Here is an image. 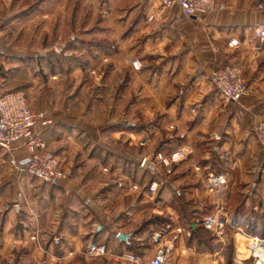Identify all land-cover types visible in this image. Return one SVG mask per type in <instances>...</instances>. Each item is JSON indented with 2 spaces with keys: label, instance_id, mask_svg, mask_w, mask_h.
<instances>
[{
  "label": "crops",
  "instance_id": "0c3cea01",
  "mask_svg": "<svg viewBox=\"0 0 264 264\" xmlns=\"http://www.w3.org/2000/svg\"><path fill=\"white\" fill-rule=\"evenodd\" d=\"M227 1L225 11L202 24L178 6L161 12L151 0H0V82L7 91L23 90L32 109L46 113L51 122L40 129L69 171L56 182L25 176L17 183L0 149V264H148L163 245L173 246L167 264H229L227 234L219 237L203 224L216 204L202 200L197 180L211 173L227 178L219 188L226 191L230 221L259 216L262 183L249 182L258 191L252 198L238 192L264 166L253 130L264 119V43L254 34L264 0ZM231 38L241 45L229 47ZM58 45L62 51L54 50ZM101 56L112 62L103 78L83 69ZM136 57L141 70L128 62ZM71 61L77 65L70 69ZM215 61L242 66L250 90L241 103L219 101L209 79ZM115 93L132 118L112 120L121 104L112 102ZM155 115L157 125L184 132L180 143L191 142L193 153L158 171L161 187L151 199L150 183L127 176L131 153L114 147L126 138L121 129L141 133ZM163 132L159 149L166 152L179 139ZM120 232L130 237L120 239ZM91 241L109 252L90 257Z\"/></svg>",
  "mask_w": 264,
  "mask_h": 264
},
{
  "label": "built area",
  "instance_id": "2783aa9c",
  "mask_svg": "<svg viewBox=\"0 0 264 264\" xmlns=\"http://www.w3.org/2000/svg\"><path fill=\"white\" fill-rule=\"evenodd\" d=\"M159 3L161 12L178 6L185 15L192 17L200 23H204L206 17L210 14L225 11L227 9L226 0H151ZM257 8L262 13V20L254 29V34L260 43H264V3H259ZM154 15L148 17L151 21ZM229 47L237 48L241 45L239 38H231L228 42ZM212 49L217 52L215 46ZM131 64L136 70L142 68L140 59L134 58ZM216 61L211 68L209 79L215 87L217 93L225 103L239 104L243 98L249 95V85L244 76L243 68L240 64H227L216 66ZM193 112L195 108L192 109ZM50 119L43 111H34L30 104L27 94L23 90L7 91L0 82V149L8 156V164L11 170L16 174L17 183L21 182L25 176H33L39 181L49 183L66 179L69 171L62 165L59 156L52 151L46 141L41 126L48 125ZM255 135L264 148V119H258L253 126ZM184 136V133H181ZM181 136V137H182ZM19 151L25 152V157L20 159L17 156ZM190 153L189 146H182L172 152L169 159L172 162H180ZM160 158L167 159L161 153ZM146 158L142 164H145ZM167 164L169 160H164ZM198 169V168H197ZM223 175L210 174L206 187L213 195L219 193V185L225 183ZM160 184L154 181L150 184L149 190L153 195L158 192ZM23 193L19 192V198ZM224 200L216 196V213L208 216L204 225L221 237L224 233V223L226 219L222 217ZM161 236V233H156ZM250 253L256 258V261L264 262V239L256 236H250ZM31 240L37 241V235L33 234ZM173 246L163 245L156 249L154 256L148 264H167L172 255ZM109 251L104 244H98L91 241L87 247V253L90 257L103 256ZM128 259L133 260L134 256L127 254Z\"/></svg>",
  "mask_w": 264,
  "mask_h": 264
},
{
  "label": "rangeland",
  "instance_id": "374dc122",
  "mask_svg": "<svg viewBox=\"0 0 264 264\" xmlns=\"http://www.w3.org/2000/svg\"><path fill=\"white\" fill-rule=\"evenodd\" d=\"M153 2H157V1H153ZM229 2H232V0L231 1L229 0ZM259 3H264V1L259 2ZM226 4L228 7V1L227 0H226ZM54 50L55 51H62L60 45H58L57 47H54ZM91 57L92 58L94 57L93 54H91ZM100 59H101L100 60L101 62H98V60H95V61L91 60V62H89V64H86V68H83V69L86 70L90 75H96L97 77L101 76V78H103L105 76V74L108 72V70L112 69V62L108 59L107 56H103V57L101 56ZM133 59L134 58L128 59V62H130V64H131V60H133ZM78 64H80V63H78ZM74 65H77V64L71 61L70 69L74 68L73 67ZM142 67H143V64H142ZM80 68L82 69V67H80ZM98 69H100V72L98 71ZM90 81H91V79H90ZM114 81L117 82L118 79L117 80L114 79ZM112 83H113V80H112ZM70 86H76V83L73 81V83H71ZM88 86H90L92 88L93 81L89 82ZM114 87H117V86L115 85ZM136 90L137 89H134L133 92H136ZM118 93L112 94V102L116 99L115 97H118L120 95ZM133 94H134V96L136 95L135 93H133ZM136 96L134 98H136ZM217 97L221 103H225L221 99L219 94ZM117 99H116V102L121 103V104H119L120 105L119 109H117V108L113 109L112 120H115V122L119 121L120 119H117V117H121L122 121L124 120V118H126V119L132 118L131 113L127 109L126 100H120V99L117 100ZM30 104H31V106H33L31 102H30ZM226 104H229V103H226ZM193 108H195V107H192L190 109V112H191V114H196V112H197L196 108H195L194 112L192 110ZM122 117H123V119H122ZM151 119L147 120L148 127L146 130L144 129L141 133L138 132L137 130L124 132L123 131L124 129H121L119 127L116 131H119L121 129L122 132L124 133L123 135H126V138L123 141H119V140H121V138L116 140L117 143H116L114 148H116L117 151L128 150L131 153L132 161L130 163H128V165H130V166H129V173L127 174V176L130 178L129 180L136 182V183H140V182L142 183L143 182V184H145V185H148L149 183L151 184L152 182L157 181L160 184V186H159V189H160L161 182H160V180H158V176H159L158 171H161V169L162 170L166 169V171H168V169H171L172 166L188 159V156L190 155V153H193V146H192L191 142H189V141L188 142L183 141L182 143H180L181 138L184 137L181 135V133H184V132L178 130V128L174 124L169 123L165 127L164 126L161 127V125H157V120H155V119H157V115H155ZM165 129H166V131H168L167 132L168 137L171 136L172 139H175V138L179 139L178 143H177V141L175 142V143H177L176 144L177 147H173L175 144V143L173 144V142H171V144H169V145L173 144V146H169L167 144L166 148L168 150L166 152L159 149L161 146H163V144L166 143V142L163 143V140H162V136L164 135L163 131H165ZM173 135H175V136H173ZM184 142H186V143H184ZM184 145L189 146L190 153L187 154V156H185L180 162H172L169 159V157H167V156H169L172 152L176 151L178 148H181ZM158 150H160V151H158ZM142 153L146 154V156L140 157V154H142ZM160 153L163 156L167 157V159L160 158V156H159ZM144 158H146L147 160H146L145 164H142V161ZM164 160H169V163L166 164L164 162ZM125 164L127 165L125 160H122L121 166L122 165L125 166ZM201 166H202V164H201ZM137 167H139L140 170H138ZM194 168L195 169L198 168V170H199V165H196ZM245 169H246L245 170L246 174H248V172H250V170L252 171V168L251 169L245 168ZM202 173H203V171H202ZM234 173L238 174V176H240L239 172L238 173L234 172ZM205 175L206 174L200 176L201 178L198 176L199 181L197 180V183L200 184V197L202 198V200L207 201L208 204H209V202H208L209 198H211V199L213 198L215 201V204H216V196H219V197L223 198V200H224L222 209H223V212L225 213V215L223 214V218L226 219V221L224 223L223 231L228 236V247H229L228 248L229 249L228 261H229V264H264V262L261 259L256 261V258H254L251 255V253H250L251 251L247 250V248H246L247 243H249L251 241L250 236H256L259 239H264V166L260 169V171L258 173L257 172L255 174H254V172L249 173V178L247 180V184L244 183L242 186L239 185L240 186L239 187L240 192H238V193L242 196V198L246 199L248 196H250L252 198V195L255 194L254 192H258V191H253L252 185H248L249 182H251V183H253V182L262 183L261 184V190L259 193H257V195H259V196H258V198H256V199H260V204L258 205L259 210L257 211L259 214V216L257 217L258 222H256V225H254V227H253V224L250 223V221H246V220L245 221H234V220L230 221L229 219H227V215L229 214V210L228 211L226 210V205H225L226 204V194H225L226 191H225V189H221L219 191V193L216 194V196L213 195L211 193V191L208 189V187H206V184L208 183L207 181H208L209 175H207V176H205ZM225 179H226L225 184H228L227 178H225ZM237 182H238V184H241V180L239 179V177H237ZM149 187H150V185H149ZM219 187H220V185H219ZM159 189H158V192H159ZM127 191H128V189H127ZM149 192H150V190H149ZM158 192H157V194H158ZM150 194H151L150 195L151 199L156 198L157 194L153 195L151 192H150ZM203 207L204 206H202V208ZM212 210L216 212L218 209L215 205H212ZM225 216H226V218H225ZM207 217H205V219ZM205 219H204V221H205ZM204 221H203V224H204ZM182 223L188 225V228H190L189 222H182Z\"/></svg>",
  "mask_w": 264,
  "mask_h": 264
},
{
  "label": "trees",
  "instance_id": "16d2710c",
  "mask_svg": "<svg viewBox=\"0 0 264 264\" xmlns=\"http://www.w3.org/2000/svg\"><path fill=\"white\" fill-rule=\"evenodd\" d=\"M256 222H258L257 219L254 220V221H253V220L250 221V223L253 224V227H254V225H256ZM197 228H198V230L200 231V233H202V235H205V231H206V230H205L204 226H198ZM228 248H229V247H228ZM228 250H229V249H228Z\"/></svg>",
  "mask_w": 264,
  "mask_h": 264
},
{
  "label": "water",
  "instance_id": "95a60500",
  "mask_svg": "<svg viewBox=\"0 0 264 264\" xmlns=\"http://www.w3.org/2000/svg\"><path fill=\"white\" fill-rule=\"evenodd\" d=\"M118 237L120 239L127 240L130 237V235L120 232L119 235H118Z\"/></svg>",
  "mask_w": 264,
  "mask_h": 264
}]
</instances>
